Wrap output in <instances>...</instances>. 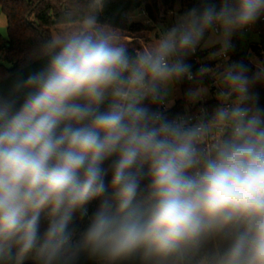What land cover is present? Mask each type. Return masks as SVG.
Listing matches in <instances>:
<instances>
[{
  "label": "clouds",
  "instance_id": "9594fccd",
  "mask_svg": "<svg viewBox=\"0 0 264 264\" xmlns=\"http://www.w3.org/2000/svg\"><path fill=\"white\" fill-rule=\"evenodd\" d=\"M105 4L63 0L42 66L0 89V264H264V64L228 63L264 0H204L134 54ZM201 46L221 63L194 76ZM209 74L211 113L159 109Z\"/></svg>",
  "mask_w": 264,
  "mask_h": 264
},
{
  "label": "trees",
  "instance_id": "16d2710c",
  "mask_svg": "<svg viewBox=\"0 0 264 264\" xmlns=\"http://www.w3.org/2000/svg\"><path fill=\"white\" fill-rule=\"evenodd\" d=\"M177 0H164L165 6H173ZM179 15H183L192 8H200L204 0H178ZM63 0H0V15L6 18L7 37H0V61L7 65L0 64V89L7 90L11 80L17 74L27 75L42 66V61L38 58L37 48L43 34L50 33L53 29L59 27L58 6ZM219 4V0H214ZM154 9V12L152 10ZM143 9L148 19L154 20V13L158 12L155 0H106L105 7L100 14L101 22L109 23L114 27L121 29L126 35L125 39L129 41L128 49L130 53L139 49L142 44H146L158 38L151 35V28L142 25L139 22H132L131 15L138 10ZM241 34L233 36L234 49L230 51L231 57L235 62H243L249 69V75L254 72V68L247 62L244 54L240 51ZM258 46L254 50H264V25L262 34L258 40ZM187 62L192 66V72L196 75L197 69L192 62L191 55ZM205 78L192 80L188 85L180 83L184 97L190 89H195L206 84ZM257 94V104L264 109V82L257 83L253 88ZM156 107V106H153ZM166 112L169 118H176L185 113V101L175 102ZM107 166V165H105ZM110 180V176L108 177ZM98 201L89 205V212L95 209ZM87 218L80 219L77 215L71 227L76 235L86 228ZM26 264H32V261ZM78 264H97L93 259L87 256H81Z\"/></svg>",
  "mask_w": 264,
  "mask_h": 264
},
{
  "label": "rangeland",
  "instance_id": "374dc122",
  "mask_svg": "<svg viewBox=\"0 0 264 264\" xmlns=\"http://www.w3.org/2000/svg\"><path fill=\"white\" fill-rule=\"evenodd\" d=\"M164 0H155L158 12L154 13V20L151 21L148 19V16H142L140 14V10L136 11L135 13H133L130 17H131V21L132 22H139L142 25L146 26V27H150L151 28V35L154 36H159L160 32L165 30L168 27H171L174 23L175 20L173 18L172 14L178 13L179 12V1H175V3L173 4V6L169 7V6H165L163 4ZM153 12L154 9L152 8ZM147 21L148 24L146 23ZM0 37L2 38H6L7 37V31H6V18L4 15H0ZM241 42H240V51L244 54L247 62H249V64L254 68V70L256 69L257 64H264V62L261 60V58L254 52H252L250 50V44L251 43H257V38L255 37V35L251 34V35H245V34H241ZM203 49H212L211 47H203ZM0 64H3L0 61ZM5 65V64H3ZM6 67H8L7 65H5ZM184 93L183 90L181 89V85L180 83H177L172 91L171 94V106L180 100L185 101V108H189L191 106L196 105L198 102L197 101L195 103H191L188 101V99L184 97ZM211 96L208 92V95L205 97L206 99H209ZM30 262V261H27ZM26 262V263H27Z\"/></svg>",
  "mask_w": 264,
  "mask_h": 264
},
{
  "label": "built area",
  "instance_id": "2783aa9c",
  "mask_svg": "<svg viewBox=\"0 0 264 264\" xmlns=\"http://www.w3.org/2000/svg\"><path fill=\"white\" fill-rule=\"evenodd\" d=\"M140 14L142 16L147 17V14L143 9L140 10ZM172 15H173L174 20H176L178 16H181V15H179V13H175ZM148 22L149 21H147L146 23L148 24ZM263 25H264V17L259 19L253 26H251L249 29H246L243 33H240V34H245V35L253 34V35H255V37L257 38V43H251L250 44V50L252 52L256 53L261 58V60L264 62V50H254V48L259 45L258 40L261 37ZM214 50H215L214 48L209 49V50H207V49L205 50V49H203V46H201V47H198L197 50L193 54H191L192 62L197 69V73L202 66H208L210 68L216 69L217 65L221 63V60H219V59L210 58L211 53ZM232 62H235V60L231 57V54L229 53L228 54V63H232ZM194 76H195V74H194ZM202 78H205L207 80L206 84H204L203 87H206L208 89V92H209L211 97L209 99L203 98L196 105L191 106L187 109L185 108V113L181 116H192V117H194L196 114H198L200 112L201 109H207V111L209 113H211L212 110L216 107V105H217V100H216L217 89L215 86L214 78L211 74L206 75ZM188 81L191 82L192 80H188ZM169 108H171V106L167 107V108H165L164 105L159 106V109L161 111H167Z\"/></svg>",
  "mask_w": 264,
  "mask_h": 264
},
{
  "label": "water",
  "instance_id": "95a60500",
  "mask_svg": "<svg viewBox=\"0 0 264 264\" xmlns=\"http://www.w3.org/2000/svg\"><path fill=\"white\" fill-rule=\"evenodd\" d=\"M189 83H190V82H189L187 79H184V80H183V84H184V85H188ZM186 98H187V96L185 97V99H186Z\"/></svg>",
  "mask_w": 264,
  "mask_h": 264
}]
</instances>
